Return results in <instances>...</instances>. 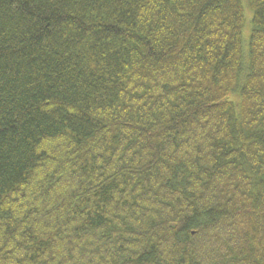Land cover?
<instances>
[{"label": "trees", "instance_id": "trees-1", "mask_svg": "<svg viewBox=\"0 0 264 264\" xmlns=\"http://www.w3.org/2000/svg\"><path fill=\"white\" fill-rule=\"evenodd\" d=\"M0 264H264V0H0Z\"/></svg>", "mask_w": 264, "mask_h": 264}, {"label": "rangeland", "instance_id": "rangeland-1", "mask_svg": "<svg viewBox=\"0 0 264 264\" xmlns=\"http://www.w3.org/2000/svg\"><path fill=\"white\" fill-rule=\"evenodd\" d=\"M246 15H247V18L249 19L250 17H251V10H247L246 11ZM249 24H250V22H248V20L246 21V24H245V26H244V36L246 37V38H248V35H249V31H250V26H249Z\"/></svg>", "mask_w": 264, "mask_h": 264}]
</instances>
